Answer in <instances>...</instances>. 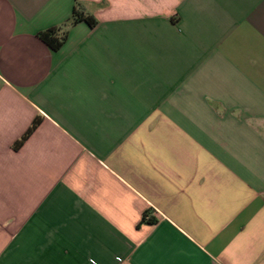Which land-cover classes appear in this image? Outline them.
I'll return each instance as SVG.
<instances>
[{"label": "crops", "instance_id": "crops-1", "mask_svg": "<svg viewBox=\"0 0 264 264\" xmlns=\"http://www.w3.org/2000/svg\"><path fill=\"white\" fill-rule=\"evenodd\" d=\"M0 264H264V0H0Z\"/></svg>", "mask_w": 264, "mask_h": 264}, {"label": "trees", "instance_id": "trees-1", "mask_svg": "<svg viewBox=\"0 0 264 264\" xmlns=\"http://www.w3.org/2000/svg\"><path fill=\"white\" fill-rule=\"evenodd\" d=\"M81 22H86L91 27H94L97 24V21L92 16L87 14L85 9L81 5L77 4L70 20L67 23H65L61 27L52 28L45 32H41L38 34V36L49 48H51L54 51H58L59 49H61V47L67 40L68 29ZM39 124H40L39 120H36L33 123L29 132L15 146L16 149H19L23 146V144L28 140V138L38 128ZM147 216L144 217L143 222L147 221L151 224L154 223V220H147L146 218Z\"/></svg>", "mask_w": 264, "mask_h": 264}]
</instances>
